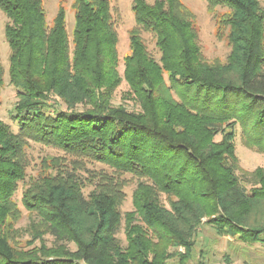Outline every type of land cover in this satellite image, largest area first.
Here are the masks:
<instances>
[{
	"label": "trees",
	"instance_id": "obj_1",
	"mask_svg": "<svg viewBox=\"0 0 264 264\" xmlns=\"http://www.w3.org/2000/svg\"><path fill=\"white\" fill-rule=\"evenodd\" d=\"M204 1L211 12L227 9L215 18L230 45L224 62L205 60L182 0H133L120 76L111 0H73L70 33L62 6L48 23L43 0H0L17 96L16 130L0 120V264H169V249L189 253L203 223L264 244V167L238 174L234 144L238 126L245 146L264 153V8ZM3 76L0 62V90ZM122 78L137 111L111 102ZM29 141L65 156L44 158L26 180ZM90 161L111 171L90 170ZM124 174L136 180L125 246L117 237ZM21 181L22 204L37 217L31 233L41 228L51 246L22 248L9 236Z\"/></svg>",
	"mask_w": 264,
	"mask_h": 264
},
{
	"label": "rangeland",
	"instance_id": "obj_2",
	"mask_svg": "<svg viewBox=\"0 0 264 264\" xmlns=\"http://www.w3.org/2000/svg\"><path fill=\"white\" fill-rule=\"evenodd\" d=\"M153 2V0H147ZM260 6L264 8V0H258ZM73 0H43L46 21L51 22L55 16L58 7L62 6L65 9L66 28L70 33L73 27ZM133 0H111L110 11L114 20V27L117 32V55H118V72L123 74V56L129 50L128 31L134 26V16L131 9ZM182 2L193 12L195 27L197 32L198 43L203 57L208 62H224L229 54L230 45L228 43L226 34L227 31L218 32L216 26V16L227 11L223 6H218L214 12L208 10L204 0H182ZM6 22L5 15L0 11V62L4 69L3 86L0 90V120L8 123L15 131L17 126L14 124L12 116L14 115V106L17 101L16 91L9 83L8 79V57L10 53L9 45L4 35V24ZM142 37L147 45L148 50L156 58L159 52L154 44V38L148 32H142ZM264 45V37H263ZM128 85L122 78L120 84L115 88L112 95L111 102L113 105L122 104L128 110H139L138 103L131 99L132 96L127 93ZM59 108L65 109V105L60 103ZM81 108V104L77 105ZM220 139V135L216 136V140ZM235 154L238 158V174L249 172L257 167H264V153L248 148L245 146L241 130L236 127V135L234 139ZM26 152L29 158V166L26 169V180L29 176H36L41 171V161L44 158L52 156H65L62 150L53 148L39 142L29 141L26 147ZM70 156H66V161ZM84 166L90 170L104 169L110 172V168L99 162L90 161ZM86 175V173H84ZM127 179V184L123 190L125 192L124 200L119 206L122 214V221L117 237L121 244L125 246L126 239L124 234V218L125 212L132 210V192L136 186V180L130 174H124ZM248 189L250 187L246 182H242ZM24 182H19L14 200L19 209V217L13 221L12 234L9 235L12 240H15L22 248L39 247L42 243L51 246L53 244V237L47 233H43L41 228L37 227L31 233V225L37 223V217L34 213L29 212L22 204V190L24 189ZM92 185L85 188L88 192ZM258 216L264 218V207L259 206ZM257 216V217H258ZM205 220V219H204ZM15 232L13 233V231ZM30 230V232H29ZM39 236V237H38ZM66 246L73 250L75 245L67 243ZM173 257L168 260L169 264H264V244L261 242L247 243L240 241L236 236L230 234L218 233L211 224H201L195 236V245L192 250L184 254L182 247L170 248Z\"/></svg>",
	"mask_w": 264,
	"mask_h": 264
}]
</instances>
